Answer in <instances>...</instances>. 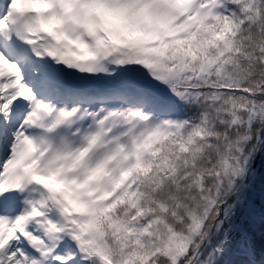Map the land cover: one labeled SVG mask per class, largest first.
Listing matches in <instances>:
<instances>
[{"label": "snow or ice", "instance_id": "1", "mask_svg": "<svg viewBox=\"0 0 264 264\" xmlns=\"http://www.w3.org/2000/svg\"><path fill=\"white\" fill-rule=\"evenodd\" d=\"M0 264H264V0H0Z\"/></svg>", "mask_w": 264, "mask_h": 264}]
</instances>
